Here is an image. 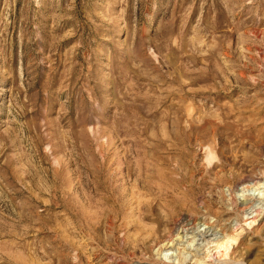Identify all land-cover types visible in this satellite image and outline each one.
Wrapping results in <instances>:
<instances>
[{"label":"rangeland","instance_id":"obj_1","mask_svg":"<svg viewBox=\"0 0 264 264\" xmlns=\"http://www.w3.org/2000/svg\"><path fill=\"white\" fill-rule=\"evenodd\" d=\"M0 264H264V0H0Z\"/></svg>","mask_w":264,"mask_h":264},{"label":"bare ground","instance_id":"obj_2","mask_svg":"<svg viewBox=\"0 0 264 264\" xmlns=\"http://www.w3.org/2000/svg\"><path fill=\"white\" fill-rule=\"evenodd\" d=\"M258 208V207H257Z\"/></svg>","mask_w":264,"mask_h":264}]
</instances>
